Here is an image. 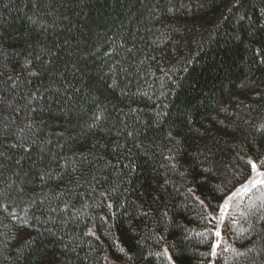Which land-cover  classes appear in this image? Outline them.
Listing matches in <instances>:
<instances>
[{
  "label": "trees",
  "instance_id": "obj_1",
  "mask_svg": "<svg viewBox=\"0 0 264 264\" xmlns=\"http://www.w3.org/2000/svg\"><path fill=\"white\" fill-rule=\"evenodd\" d=\"M262 61L264 0H0V264H211L264 157ZM257 233L264 187L218 264H264Z\"/></svg>",
  "mask_w": 264,
  "mask_h": 264
},
{
  "label": "snow or ice",
  "instance_id": "obj_2",
  "mask_svg": "<svg viewBox=\"0 0 264 264\" xmlns=\"http://www.w3.org/2000/svg\"><path fill=\"white\" fill-rule=\"evenodd\" d=\"M26 63L31 64V61H27ZM30 74L38 75V73L34 71L30 72ZM0 75H2V73H0ZM7 79L11 80L12 77H8ZM4 83L5 81H0V106L6 105L8 107H11V105L7 102L5 96L3 95L5 90L2 87V85ZM2 110L3 108L0 107V111ZM9 127L10 126L6 124L3 121V119H0V141H2L5 137V134L8 133ZM20 131H24V129H20ZM8 134L11 135V133H8ZM22 143H23V140H20L18 143H13L12 145L8 146L7 150L5 149V146L3 145V143H0V172L3 171L5 167V161L8 159L7 153L11 151V149L13 148L20 147ZM240 159L244 160L245 164L250 168V172L252 173V175H249V177L246 178L245 182L240 185L237 191L231 193L230 195H227V197L224 199L223 204L218 206L220 209L218 216L212 215L211 213L208 214V216L210 217L208 218L209 223H212L213 220H218V222L222 225L227 215V210L230 209L231 202L235 197L239 196L241 193H245V194L250 193L253 191V189H256L258 187H264V170H262L264 169V157H258L259 163H257L256 160L251 159V157H248L246 160L244 157H240ZM189 191L191 192L192 190L189 189ZM102 195H106V193ZM197 199L199 198L197 197ZM200 203L204 204V201H200ZM109 207H111V205H109ZM0 208L7 209L8 204L0 202ZM205 209H207V205H205ZM9 215L12 220L20 219L14 212L9 213ZM23 223L26 224L27 219H24ZM232 223L235 224L236 221H233ZM93 235H95V233H93ZM212 235L216 237V240L211 245L212 250L210 253V255L214 257L217 255V249H220L222 244H225V247L223 249L224 251H227L230 246L226 245V242L223 240L220 227H216L214 231L212 232ZM257 235H258L259 242H260V250L264 252V234L257 233ZM121 251H123V249H121ZM250 251H256L255 242H254L253 247L250 249ZM163 254L167 256L169 264H175V261L173 260L172 255L168 253L167 249L164 250ZM236 255L239 256V255H244V254L237 252Z\"/></svg>",
  "mask_w": 264,
  "mask_h": 264
},
{
  "label": "rangeland",
  "instance_id": "obj_3",
  "mask_svg": "<svg viewBox=\"0 0 264 264\" xmlns=\"http://www.w3.org/2000/svg\"><path fill=\"white\" fill-rule=\"evenodd\" d=\"M253 160H256V159H253ZM257 163H259L258 160H256ZM264 170V169H262ZM252 175V173L250 174ZM249 177V176H248ZM246 179H244L240 184H238L237 186H235L227 195H230L231 193L237 191V189L240 187L241 184H243L245 182ZM245 193H241L239 196L235 197L232 202H231V207L230 209L227 210V215L223 221V224L221 225L218 220H216L217 222V227H220L221 229V232H222V237H223V240L226 242H228V234H227V223L230 219V216H231V212H233V210L238 206V204L240 203L241 199H242V196L244 195ZM227 197V196H226ZM224 202V201H223ZM223 204V203H222ZM221 204V205H222ZM219 211L220 209H218L217 211H215L214 215L218 216L219 215ZM225 246V244H222L221 245V248L220 249H217V255L213 257V260L211 262V264H218V257H219V254L221 252V250L223 249V247Z\"/></svg>",
  "mask_w": 264,
  "mask_h": 264
}]
</instances>
